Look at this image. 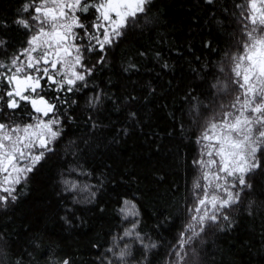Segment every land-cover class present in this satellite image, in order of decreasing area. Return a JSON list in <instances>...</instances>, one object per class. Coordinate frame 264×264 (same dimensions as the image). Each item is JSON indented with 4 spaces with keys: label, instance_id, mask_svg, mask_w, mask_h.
Instances as JSON below:
<instances>
[{
    "label": "trees",
    "instance_id": "16d2710c",
    "mask_svg": "<svg viewBox=\"0 0 264 264\" xmlns=\"http://www.w3.org/2000/svg\"><path fill=\"white\" fill-rule=\"evenodd\" d=\"M29 2L0 0L4 64L28 47L32 32L15 21L34 14L23 11ZM242 2L151 0L103 54L98 46L82 48L84 63L95 65L86 87L78 81L79 91H56L57 85L41 80L35 96L56 104L49 117H59L62 134L16 185V200L0 205V264H120L108 249L125 244L132 252L128 264H176L201 178L194 163L201 155V126L233 99L228 77L230 57L240 49L236 6ZM78 15L92 32L93 12ZM9 88L0 79V95ZM97 94L100 101L91 106ZM0 108V123L24 125L41 116L26 102L12 110L0 101ZM260 161L261 168L246 177L252 187L223 210L229 219L184 246L183 264H264V156ZM65 181L77 188L69 190ZM125 200L138 215L120 211ZM134 223L155 248L145 250L123 236Z\"/></svg>",
    "mask_w": 264,
    "mask_h": 264
},
{
    "label": "snow or ice",
    "instance_id": "6c2138e0",
    "mask_svg": "<svg viewBox=\"0 0 264 264\" xmlns=\"http://www.w3.org/2000/svg\"><path fill=\"white\" fill-rule=\"evenodd\" d=\"M150 2L40 0L37 5L36 0H30L25 3L23 11L31 10L34 14L28 18H19L15 23L31 31L32 35L27 41L28 47L20 55L14 56L10 64L0 62V68L5 69L0 73V79L10 86L0 95V101H4L6 107L12 110L21 108V102H26L35 113L45 117L56 112L55 103H49L43 96L32 95L41 88V80L46 79L57 85L56 91H79L76 88L78 81L84 82L81 87H86V77L92 74L95 65L89 67L83 62L81 49L91 52L98 46L103 54L105 45L110 46L121 37L123 30L135 22L138 15L146 13V5ZM207 2L212 3V0ZM236 7L240 9L242 19L241 38L238 40L240 49L230 57L231 75L228 79L233 85V99L228 104L220 103L219 111H214L201 126L197 139L201 145V159L194 163L204 170L202 175L207 185L202 186L199 182L195 185L200 193L194 206L189 209L192 213L189 223L180 233L179 250L175 251L176 264H183L188 255L183 251L184 246L193 245L207 226L218 224L221 219H229L223 210L233 208L240 202L241 192L252 187L246 177L261 168L260 156H264V0H243ZM90 10L94 14L90 25L92 32L88 31L89 26L77 15H87ZM33 22L38 23L34 31ZM76 28L83 30V35L77 33ZM77 40H86V44H77ZM21 56L26 57V62L20 61ZM103 59L101 55L97 63H102ZM57 65H60L59 69ZM78 68L81 70L78 71ZM28 69L33 71L29 72ZM50 69L55 70V74ZM57 75L62 78L57 80ZM227 88L225 84L221 90L226 92ZM99 101L100 95L97 94L89 103L95 106ZM131 115L134 117L135 113ZM32 119L33 123L22 126L0 123V173L4 174L0 180V192L7 194L0 195V205H6L9 199L13 202L16 200L13 195L16 191L14 186L27 179L26 174L33 170L45 152L53 151L50 145L62 134L58 116L48 120L39 117ZM39 149L44 151H34ZM65 184H70L69 190L77 188L75 183L65 181ZM124 205L126 207L121 208V212L138 215L131 201L125 200ZM135 227L134 223L133 228L126 230L123 236L134 237L145 250L155 248L156 244L144 243L143 237L135 232ZM108 251L120 264H128V258L132 256L128 244L122 248L118 246L115 250L109 248ZM62 264L70 262L65 259ZM107 264H112V261L107 260Z\"/></svg>",
    "mask_w": 264,
    "mask_h": 264
},
{
    "label": "rangeland",
    "instance_id": "374dc122",
    "mask_svg": "<svg viewBox=\"0 0 264 264\" xmlns=\"http://www.w3.org/2000/svg\"><path fill=\"white\" fill-rule=\"evenodd\" d=\"M40 3V0L37 2V5ZM77 15H78V13H77ZM36 27H38V23L36 22ZM78 28H76L75 29V31L78 33V30H77ZM79 41L80 40H77L76 41V43L77 44H80L79 43ZM82 50V49H81ZM82 52H83V50H82ZM20 55V54H19ZM33 55H36L35 53L33 54ZM73 55H75V52L73 51ZM69 59H71V58H69ZM20 61L21 62H26V57L25 56H21L20 57ZM83 62H84V60H83ZM41 67H47V65H41ZM57 68L59 69L60 68V65H57ZM78 71H80L81 69H77ZM28 71L29 72H32L33 70L32 69H28ZM50 72H52L53 74H55V70H51L50 69ZM62 77H60V76H56V79L57 80H59V79H61ZM26 95L28 94V93H25ZM34 97H35V95H36V93L35 94H32ZM39 118H41V119H43V120H48L50 117L49 116H47V117H45V116H40ZM33 123V122H32ZM22 126V125H21ZM55 127V126H54ZM54 143V142H53ZM53 143L50 145V147H52V145H53ZM34 151H44L43 149H39V150H34ZM200 152H201V145H200ZM47 152H45V154H46ZM205 159H208L207 157H204ZM199 159H201V155H200V157H199ZM23 163H25V164H27L28 163V161H24ZM203 169H202V167L200 166V176H201V178H200V180H199V183L202 185V186H206L207 185V181L206 180H204L203 179V175H202V173H203ZM30 172H28L26 175L28 176V174H29ZM3 176H4V174L3 173H0V180H2L3 179ZM230 180H231V178H229ZM23 181V180H22ZM221 183H223V181H221ZM197 184V183H196ZM14 187H16V185L14 186ZM197 189V188H196ZM233 191H235V189H233ZM200 193V189H198L197 190V195ZM221 195H223L224 193H220ZM0 195H7L6 193H3V192H0Z\"/></svg>",
    "mask_w": 264,
    "mask_h": 264
},
{
    "label": "bare ground",
    "instance_id": "6f19581e",
    "mask_svg": "<svg viewBox=\"0 0 264 264\" xmlns=\"http://www.w3.org/2000/svg\"><path fill=\"white\" fill-rule=\"evenodd\" d=\"M24 124V123H23ZM12 125V124H11Z\"/></svg>",
    "mask_w": 264,
    "mask_h": 264
}]
</instances>
